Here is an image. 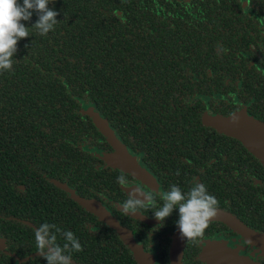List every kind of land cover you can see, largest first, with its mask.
Listing matches in <instances>:
<instances>
[{
  "label": "flooded vegetation",
  "instance_id": "flooded-vegetation-1",
  "mask_svg": "<svg viewBox=\"0 0 264 264\" xmlns=\"http://www.w3.org/2000/svg\"><path fill=\"white\" fill-rule=\"evenodd\" d=\"M115 1L156 5L158 29L172 24L178 31L179 45L173 48L176 56L193 55L187 62L192 65L186 70L187 82L201 86L220 82L221 95L194 93L178 97L179 105H169L184 108L141 110L134 118H105L116 140L150 175L146 181L102 158L115 149L85 115L81 116L80 140L68 143L72 156H66L62 134L51 135L48 126H0V172L5 170L0 180H9L0 184V264H46L36 243V232L44 224L50 226L55 244L63 246L64 231H72L79 239L83 250L71 253L72 264H140L117 232L73 200L70 190L100 203L132 234L143 252L141 264H171L179 211L174 210L158 228L160 222L153 213L163 201L157 193L169 191L173 184L187 193L194 181L216 197L218 216L199 243L183 239L180 264H226L233 258L244 264H264V248L221 221V212L231 214L248 230L264 236V167L238 139L204 122L205 116L228 118L245 112L264 125V0ZM171 6L178 10L176 14H167ZM99 25L98 21L93 24ZM175 114L174 119H167ZM88 122L97 132L85 129ZM15 136L22 142L10 144L13 154L6 155L3 143ZM55 138L58 141L50 140ZM50 152L60 154L57 158L69 169L66 172L76 176L75 185L43 170L41 164L54 161ZM6 164L12 166L6 168ZM84 164L90 167L82 170ZM121 174L127 177L125 185L117 183ZM227 175L238 188L224 192L221 186ZM61 183L70 190L61 188ZM129 195L144 201L137 214L146 221L123 211ZM149 195L154 196V205L147 202ZM51 198L76 205L56 208L49 204Z\"/></svg>",
  "mask_w": 264,
  "mask_h": 264
},
{
  "label": "trees",
  "instance_id": "trees-1",
  "mask_svg": "<svg viewBox=\"0 0 264 264\" xmlns=\"http://www.w3.org/2000/svg\"><path fill=\"white\" fill-rule=\"evenodd\" d=\"M49 7L60 13L55 30L41 36L37 29L31 28L37 20L35 14L31 22H22L31 28L30 36L19 41L12 70L0 72V126H48L51 135L62 134L66 156H72L73 149L68 143L80 140L84 106H93L104 118L123 119L138 117L141 110L184 108L178 106V97L194 93L221 95L220 82L210 86L187 82L186 70L192 67L187 62H191L193 55L182 59L176 56L173 48L179 45L178 31L172 24L158 29L156 5L115 0H55ZM176 12L171 6L167 14ZM104 20L108 23H103ZM95 21L100 25L94 27ZM171 103L178 105L170 107ZM130 110L138 115L129 114ZM87 124L85 129L97 132L92 122ZM14 142L18 145L22 141L15 136L3 143L6 155L13 154L9 145ZM55 149L58 153V148ZM50 155L54 161L41 164L43 170L54 179L62 177L75 185L76 176L66 172L69 169L57 158L60 154L50 152ZM10 166L6 164V168ZM84 167L90 165L80 166L82 170ZM227 177L221 189L224 192L237 189V182ZM8 181L2 178L0 184ZM60 187L68 188L62 183ZM225 198L230 199L228 194ZM52 199L49 204L56 208L76 205L71 200Z\"/></svg>",
  "mask_w": 264,
  "mask_h": 264
},
{
  "label": "clouds",
  "instance_id": "clouds-1",
  "mask_svg": "<svg viewBox=\"0 0 264 264\" xmlns=\"http://www.w3.org/2000/svg\"><path fill=\"white\" fill-rule=\"evenodd\" d=\"M54 3L55 0H22V3L21 0H0V72L12 70L14 57L18 52V43L30 36L31 28L37 29L41 36L55 30V26L60 23L57 19L60 13L54 7H49ZM33 14L37 16V20L31 28H28L22 22H31ZM117 183L127 184L126 175L118 176ZM157 195H160L163 201L153 213L154 218L160 222L158 228L163 227L164 221L178 209L179 219L176 225L181 237L187 242L199 243L210 223L217 216L216 197L208 192L204 184L195 181L187 193L173 184L169 191ZM147 202L154 205V196L149 195ZM143 206L144 201L129 195L122 204V209L137 214L138 209ZM62 235L65 243L60 246L54 243L55 236L51 234L49 225L44 224L37 230V247L46 264H72L71 253L83 250L79 239L72 231H64Z\"/></svg>",
  "mask_w": 264,
  "mask_h": 264
},
{
  "label": "water",
  "instance_id": "water-1",
  "mask_svg": "<svg viewBox=\"0 0 264 264\" xmlns=\"http://www.w3.org/2000/svg\"><path fill=\"white\" fill-rule=\"evenodd\" d=\"M83 114L89 116L96 128L105 136L108 142L114 147L115 153L111 155H104L102 158L109 164H112L116 168H120L123 171H129L133 175L146 181L150 176L143 166H140L132 155L128 153V150L122 146L119 141L116 140L114 132L111 130L109 124L105 118L99 112H93L92 109L83 110ZM204 122L221 133L238 139L243 146L253 154L264 167V125L252 117L246 115L245 112H238L231 117H212L205 116ZM150 178V177H149ZM70 190L69 188H65ZM71 197L78 204L91 211L98 217L100 221L105 222L111 227L120 238L128 244L134 253L135 258L141 264L143 262V252L140 246L137 245L132 234L121 226V224L98 202L92 200H85L75 195L70 190ZM134 218H139L141 221H146L143 216L138 214H131ZM218 216V215H217ZM216 216V217H217ZM215 217V218H216ZM221 221L229 225L235 231L243 234L254 245L264 248V236L257 234L251 230H248L240 221H238L231 214L221 212ZM183 239L180 231L174 237V242L170 249L171 264H180V258L182 256ZM246 263L240 259H229L226 264H244Z\"/></svg>",
  "mask_w": 264,
  "mask_h": 264
},
{
  "label": "rangeland",
  "instance_id": "rangeland-1",
  "mask_svg": "<svg viewBox=\"0 0 264 264\" xmlns=\"http://www.w3.org/2000/svg\"><path fill=\"white\" fill-rule=\"evenodd\" d=\"M87 109H90V110H91L92 108H90V107L87 108V106H86V107H85V110H87ZM92 111H93V112H96V111H94L93 109H92Z\"/></svg>",
  "mask_w": 264,
  "mask_h": 264
}]
</instances>
